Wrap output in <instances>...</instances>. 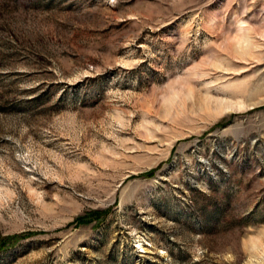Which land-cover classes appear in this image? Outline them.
I'll list each match as a JSON object with an SVG mask.
<instances>
[{
  "label": "rangeland",
  "instance_id": "obj_1",
  "mask_svg": "<svg viewBox=\"0 0 264 264\" xmlns=\"http://www.w3.org/2000/svg\"><path fill=\"white\" fill-rule=\"evenodd\" d=\"M9 236L0 264H264V0H0Z\"/></svg>",
  "mask_w": 264,
  "mask_h": 264
},
{
  "label": "trees",
  "instance_id": "obj_2",
  "mask_svg": "<svg viewBox=\"0 0 264 264\" xmlns=\"http://www.w3.org/2000/svg\"><path fill=\"white\" fill-rule=\"evenodd\" d=\"M101 214V212L99 211H90V213H88V215L90 216V220H93L96 218H99V215ZM79 220H82L81 218H79ZM18 238L17 236H9V237H3L0 238V250H4L6 248H8L10 246V243L13 242V239Z\"/></svg>",
  "mask_w": 264,
  "mask_h": 264
}]
</instances>
